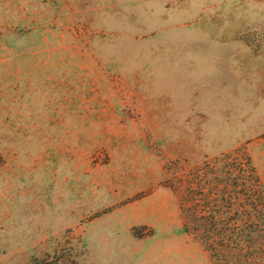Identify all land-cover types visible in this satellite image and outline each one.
Listing matches in <instances>:
<instances>
[{"label":"rangeland","instance_id":"obj_1","mask_svg":"<svg viewBox=\"0 0 264 264\" xmlns=\"http://www.w3.org/2000/svg\"><path fill=\"white\" fill-rule=\"evenodd\" d=\"M263 203L264 0H0V264H231Z\"/></svg>","mask_w":264,"mask_h":264},{"label":"trees","instance_id":"obj_2","mask_svg":"<svg viewBox=\"0 0 264 264\" xmlns=\"http://www.w3.org/2000/svg\"><path fill=\"white\" fill-rule=\"evenodd\" d=\"M251 187L253 188V184ZM252 209L255 211L256 208ZM259 209V215L264 218V203ZM252 216L250 212V218ZM229 233L230 239L227 240L226 247L231 264H259L256 261L264 257V221L262 223L256 221L245 224L234 223L229 229ZM33 264H46V260L35 259Z\"/></svg>","mask_w":264,"mask_h":264}]
</instances>
